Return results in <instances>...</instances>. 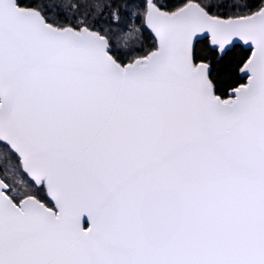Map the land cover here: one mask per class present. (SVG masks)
Returning a JSON list of instances; mask_svg holds the SVG:
<instances>
[{"label":"snow or ice","instance_id":"obj_1","mask_svg":"<svg viewBox=\"0 0 264 264\" xmlns=\"http://www.w3.org/2000/svg\"><path fill=\"white\" fill-rule=\"evenodd\" d=\"M0 264H264V0H0Z\"/></svg>","mask_w":264,"mask_h":264}]
</instances>
